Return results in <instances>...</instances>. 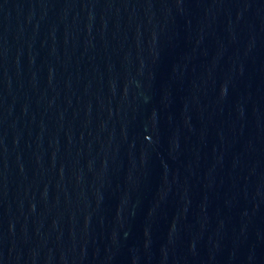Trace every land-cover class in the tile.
<instances>
[{
    "label": "water",
    "instance_id": "water-1",
    "mask_svg": "<svg viewBox=\"0 0 264 264\" xmlns=\"http://www.w3.org/2000/svg\"><path fill=\"white\" fill-rule=\"evenodd\" d=\"M0 264H264V0H0Z\"/></svg>",
    "mask_w": 264,
    "mask_h": 264
}]
</instances>
